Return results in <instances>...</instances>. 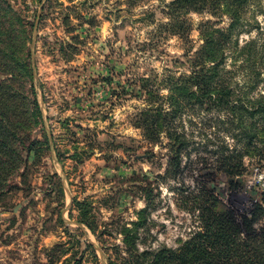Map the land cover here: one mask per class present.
I'll return each instance as SVG.
<instances>
[{
    "label": "rangeland",
    "instance_id": "1",
    "mask_svg": "<svg viewBox=\"0 0 264 264\" xmlns=\"http://www.w3.org/2000/svg\"><path fill=\"white\" fill-rule=\"evenodd\" d=\"M163 2L0 0V84L8 81L14 94L9 123L24 140L19 167L8 160L0 176L7 189L0 195V264H109L114 246L124 253L126 232L139 237L140 248L178 247L197 229L191 207L204 184L214 188L219 210L238 216L260 198L262 189L251 184L264 167L255 157L245 158L238 189L203 177L195 152L178 176L163 179L168 150L148 144L134 125L143 93L130 82L187 68L175 63L183 42L160 41L149 21L164 17ZM250 9L253 23L264 0ZM256 17L264 23V14ZM189 18L198 48L197 27L207 16ZM255 34L242 33L240 42ZM206 117H183L202 155L212 136ZM82 209L94 229L82 222Z\"/></svg>",
    "mask_w": 264,
    "mask_h": 264
},
{
    "label": "trees",
    "instance_id": "2",
    "mask_svg": "<svg viewBox=\"0 0 264 264\" xmlns=\"http://www.w3.org/2000/svg\"><path fill=\"white\" fill-rule=\"evenodd\" d=\"M260 1L162 0L160 11L164 17L156 20L153 15L149 19L156 24L155 33L160 41L165 43L177 37L183 42L185 52L175 63L177 67H187L180 73L169 69L161 75H146L130 82L132 87L139 82L143 93L134 125L142 130L148 144L163 145L169 152L163 179L178 176L184 158H191L193 152L202 164L203 177L208 181L221 177L232 189L242 184L247 156L255 157L264 167V23L256 17L264 11L254 12L253 23L247 18L250 8L253 5L257 8ZM191 13L207 16L197 27L202 41L198 48L193 45L195 28L189 18ZM225 18L228 21L223 24ZM253 30L256 34L242 44L240 35ZM3 62L11 64L5 57ZM8 72L11 73L9 69ZM3 82L0 84L2 177L8 170V160L19 167L24 146V140L9 123L8 112L15 111V97L7 88L8 81ZM202 114L207 116L206 128L212 131L201 146L205 155L199 153L200 144L196 145L193 134L183 124L185 115L194 123ZM5 186L0 183V195L6 192ZM218 203L214 188L204 184L191 207L198 212L199 224L188 239L178 247L140 248L139 237L126 232L124 253L120 246H114L109 264H264V190L249 214L238 216L232 208L221 211ZM150 205L148 201L141 211L142 217L147 215ZM88 214L83 210L81 220L94 229ZM145 222L146 218L136 222L135 231Z\"/></svg>",
    "mask_w": 264,
    "mask_h": 264
},
{
    "label": "built area",
    "instance_id": "3",
    "mask_svg": "<svg viewBox=\"0 0 264 264\" xmlns=\"http://www.w3.org/2000/svg\"><path fill=\"white\" fill-rule=\"evenodd\" d=\"M258 172L259 173L253 179L251 186L264 190V172H262L260 169Z\"/></svg>",
    "mask_w": 264,
    "mask_h": 264
}]
</instances>
